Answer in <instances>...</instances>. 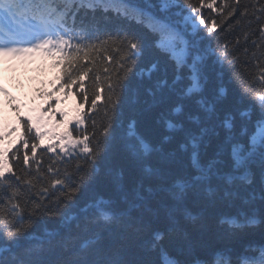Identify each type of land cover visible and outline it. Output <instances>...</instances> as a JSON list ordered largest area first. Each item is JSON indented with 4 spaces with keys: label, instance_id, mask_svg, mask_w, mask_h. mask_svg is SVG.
I'll return each mask as SVG.
<instances>
[{
    "label": "snow or ice",
    "instance_id": "1",
    "mask_svg": "<svg viewBox=\"0 0 264 264\" xmlns=\"http://www.w3.org/2000/svg\"><path fill=\"white\" fill-rule=\"evenodd\" d=\"M63 2L64 0H0V17L10 18L13 24L8 30L0 25V33H3L0 37V53L41 51L53 56L56 63L61 65L63 86L67 89L72 85H79L81 92L77 95H81L85 102L90 101L91 107L88 112H92L98 107L101 93L99 91H94L91 95L87 93L84 77L90 76L91 69L81 63V52L83 59L87 60L89 51L95 45H85L82 48L79 43L72 44L70 33L83 30L87 32L85 38L89 41L118 43L116 50L120 51L122 48L124 54L119 59L108 57V60L114 63V72L108 68L104 69L105 73H110L107 91L111 95L107 98L106 107L115 115L125 96L131 92L130 107L136 111L137 117L151 110H158L160 118L172 133L165 135L161 142L153 143L136 131L135 121L129 124L127 137L132 139L133 143L129 144L128 148L140 164L142 176L134 187L122 192L120 199L130 203L135 210L151 211L150 197L157 190L163 193L167 199L162 207L173 225L169 231L173 233L179 252L186 257L183 261L174 259L167 264H205L195 256L196 250L204 244L203 236L200 232L192 233L179 227L177 216L189 215L186 208L189 199L203 201L211 206L236 199H255L258 193L261 203L264 204V95L261 96L260 119L257 121L261 139L257 141L254 134L246 145L236 141L230 120L225 118L219 126L217 125L215 99L207 100L201 97L193 100L194 95L203 89L201 78L203 77L205 81L207 79L203 71L205 61L199 54L192 57L191 63H188L186 58L176 59L174 77L169 80L166 75H162L153 81L151 86L144 89V94L148 98L145 101L141 98L140 87L130 83L138 60L143 55L144 43L141 37L127 25H140L157 35L156 47L164 51L170 50L169 36L164 29L171 30V26L146 9L128 5L126 0H121L122 3H126L125 9L112 11L113 15L118 14L127 24L113 28L106 27L98 19L77 16L81 8L95 11L92 0H74L75 9L71 12L62 6ZM96 2L103 5L105 0H96ZM160 3L161 11L170 6L180 7V0H160ZM203 3L204 0H201V4ZM212 6L211 3L207 4L208 8ZM184 7L196 14L192 17L193 20L199 19L200 25H206V21L200 18V8L192 5L190 0H186ZM100 10L102 13L108 12L105 7H101ZM109 19L107 15L103 16L105 23ZM208 31L212 32V28ZM155 68L156 65L153 64L149 71ZM185 69L187 72L181 75ZM96 80L99 82L98 76ZM180 80H187V84L182 89L177 87ZM220 93L223 94V89ZM112 97L116 98L115 103L111 102ZM87 118L85 114H79L75 118L74 129L69 130L66 127V130L59 135L53 133L57 141H67V143L49 144L48 149L51 151L59 147L63 152L68 143L76 148L82 146L81 151L88 167L78 168L80 173L78 182L74 181L67 185L68 191L58 199L55 208L38 203L28 214L27 222L23 217H14L12 221L0 225V240L7 245L6 247L0 245V264H149L146 259L127 258L119 252H114L104 247L96 238L95 229L101 221L110 225L118 219L117 212L109 202L105 201H95L86 205L82 209L83 216L80 219L64 225L62 231L50 235L43 242H20L29 234L37 217L43 214L63 217L62 209L75 203L78 194L83 190L82 186L86 185L95 174L96 163L113 143L114 120L104 128L103 135L98 137L95 131L89 132L87 127L80 128ZM22 128L24 134L20 137L17 147L11 152L8 149L0 151V193H3L0 195V204L5 203L4 195H7L10 204L18 199L14 188L19 187L23 178L14 171V168L21 160L20 145L24 150L22 163L29 165L30 156L27 150L30 148L34 157L38 148L35 142L29 144V139L35 141L45 134L38 126L23 120ZM34 130L33 137L31 134ZM173 139L177 148L164 146L165 142ZM180 150L188 153L191 159V171L183 174L177 172ZM53 183L63 182L54 180ZM9 189H13L10 195ZM249 189L251 191H248ZM18 207V204H11L10 212L14 213ZM92 209L95 211H91ZM220 223L228 224L220 239L231 243L238 230L264 224V216L258 219L257 215L252 213L246 214L241 223H233L231 219L221 220ZM142 226L143 222L140 221L136 230L139 231ZM129 227L132 225L129 224ZM162 239V233H155L149 246L153 249L159 247ZM252 250L258 251L260 255L242 258L241 264H264V245Z\"/></svg>",
    "mask_w": 264,
    "mask_h": 264
},
{
    "label": "trees",
    "instance_id": "2",
    "mask_svg": "<svg viewBox=\"0 0 264 264\" xmlns=\"http://www.w3.org/2000/svg\"><path fill=\"white\" fill-rule=\"evenodd\" d=\"M92 1L95 4V11L81 8L78 17L98 19L109 28L127 24L119 18L118 14L113 15L112 11L125 9V4L118 0L113 2L105 0L103 5L96 0ZM136 1L171 26V30L164 29L170 40V50L164 51L156 47L157 35L140 25H127L141 37L144 43L143 55L140 56L130 81L131 85L140 87L141 98L145 101L148 99L144 89L151 86L153 81L162 75H166L169 80L174 77L173 69L176 59L186 58L188 63H191L192 57L199 54L205 61L203 71L207 79L205 81L203 77L201 78L203 89L194 95L193 100L201 97L207 100L215 99L217 125L219 126L225 118L230 120L237 142L246 145L254 134L259 141L261 136L257 121L260 119L261 96L264 95V47H262L264 45V0H204L203 4L201 0H190L192 5L200 8V18L206 21V25H200L199 19L192 22V17L196 14L191 13L190 9H185L186 0H180L179 8L170 6L164 11L160 10V0ZM208 3L213 5L212 8L207 7ZM101 7L107 8L108 12L102 13ZM104 15L110 18L106 23L103 21ZM209 28H212V32L208 31ZM92 44L95 47L89 51V59H83V52H81V63L91 69L90 76L84 77L87 93L89 95L94 91L101 93L98 107L88 112L91 104L90 101L85 102L81 95H77L81 92L79 85H72L71 88L66 89L62 84L61 65L55 68L54 74L60 83L58 89L45 99V103H49L47 111L49 121L45 125L47 131L35 141L29 139V144L32 142L38 144L37 154L34 157H32L31 149L27 150L30 156L29 165L22 163L24 150L20 145L21 160L14 168L23 181L30 183L22 181L19 187L14 188L18 199L13 200L11 204L19 205L14 213L10 212L11 204L8 202L7 195L3 196L5 203L0 204V225L12 221L14 217H23L27 222L28 214L38 203L55 208L58 199L68 191L67 185L77 181L80 176L78 168L88 167L81 151L82 146L74 147L72 150L65 149L63 152L59 147L51 151L48 149L49 144L63 143V141H56L52 134L59 135L66 130V127L69 130L74 129L75 118L83 113L88 118L85 124L80 125V128L87 127L89 132L95 131L98 137L103 135L104 128L114 120L113 143L96 163L95 174L86 185L82 186L83 190L78 194L75 203L62 209L63 217L48 214L37 217L29 234L20 242H43L50 235L62 231L64 225L80 219L83 216L82 209L86 205L95 201H105L109 202L117 212L118 219L110 225L101 221L96 227V238L104 247L119 252L127 258L146 259L149 264H167L174 259L183 261L186 257L179 252L173 233L169 231L173 225L162 207L167 199L163 193L157 190L152 194L151 211L135 210L130 203L120 199L122 192L134 187L142 176L141 166L128 148V145L133 143V140L127 137L129 124L135 121L136 131L145 135L153 143L161 142L165 135H172V133L160 118L158 110H151L137 117L136 111L130 107L131 92L125 96L115 115L108 110L107 98L111 93L107 91V84L110 73H105L104 69L108 68L114 72V63L110 62L108 57L119 59L124 51L122 48L117 51L118 43L112 41L105 43L91 41L86 45ZM153 64L156 68L149 71ZM186 72L187 69L181 75ZM97 76L99 82L96 80ZM43 78H46L44 74L41 75V80ZM0 79L4 82L5 75L2 74ZM186 84L187 80H180L177 87L182 89ZM46 86L47 83L44 80L41 86L33 84L29 87L28 95H33V89L47 90ZM221 89L223 94L220 93ZM111 102L115 103L116 98L112 97ZM21 110L20 104L12 107L0 96V131H2L1 125L9 123ZM52 127H55V132L51 131ZM2 141L4 144V138ZM164 146L178 147L175 139L165 142ZM5 147L11 151L14 149L9 145ZM228 151L230 152V149ZM189 171H191L190 155L180 150L177 172L183 174ZM54 180H60L63 183L54 184ZM12 191L13 189H9L8 194L10 195ZM102 206L108 207V205ZM186 208L189 215L179 214L177 224L189 232L201 233L204 244L196 250L195 256L205 264H241L242 258L260 255L258 251L252 249H258L264 245V224L238 230L231 243L220 239V235L228 228L227 223H220L221 220L231 219L233 223H241L246 214L255 213L258 219L264 216V204L261 203L258 193L255 199H236L211 206L203 201L189 199ZM140 221L143 222V226L137 231L136 227ZM129 224L132 227H129ZM157 232L163 234V239L160 246L153 249L149 243ZM0 245L7 246L2 240Z\"/></svg>",
    "mask_w": 264,
    "mask_h": 264
},
{
    "label": "rangeland",
    "instance_id": "3",
    "mask_svg": "<svg viewBox=\"0 0 264 264\" xmlns=\"http://www.w3.org/2000/svg\"><path fill=\"white\" fill-rule=\"evenodd\" d=\"M192 22H194V20H192ZM17 80L20 82L19 84H24L27 81L26 77L20 75L17 77Z\"/></svg>",
    "mask_w": 264,
    "mask_h": 264
}]
</instances>
